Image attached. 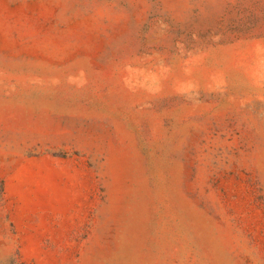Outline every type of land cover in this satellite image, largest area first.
<instances>
[{
  "label": "rangeland",
  "instance_id": "obj_1",
  "mask_svg": "<svg viewBox=\"0 0 264 264\" xmlns=\"http://www.w3.org/2000/svg\"><path fill=\"white\" fill-rule=\"evenodd\" d=\"M0 264H264V0H0Z\"/></svg>",
  "mask_w": 264,
  "mask_h": 264
}]
</instances>
